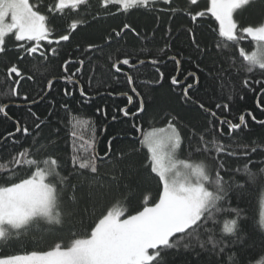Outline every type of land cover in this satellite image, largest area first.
<instances>
[{
    "label": "trees",
    "instance_id": "16d2710c",
    "mask_svg": "<svg viewBox=\"0 0 264 264\" xmlns=\"http://www.w3.org/2000/svg\"><path fill=\"white\" fill-rule=\"evenodd\" d=\"M55 3L56 0H41L40 8L49 16L48 23L49 27L54 29V38L61 34L70 36L68 41L54 46L57 50L56 55L47 51L46 60L37 53L36 58L25 56L23 61H20L18 54H21L23 49H19L17 45L27 42H16L11 36L6 41L8 51L0 55V105H10L9 117L0 115V145H4L0 148V163L11 167L12 156L25 148L31 153L29 158L38 162L50 156L55 158L61 175L67 178L63 190L60 191L62 206L65 209L72 206L70 198L74 193L71 185H76L75 195L78 198L83 197L79 200V217L66 219L63 226L41 223L38 228L34 227L31 231L24 232L16 240L6 245L0 244V258L28 254L32 251H47L60 241L66 245L72 239L73 232L77 236H82L89 230L92 222L117 200L125 203L131 201L128 211L134 213L142 205L141 193L150 197L149 203L157 199L161 191L159 178L145 166L150 163V153L143 146V140L145 132L150 129L165 128L172 122L176 124L181 135L187 137L194 131V126L207 131L206 124H215L217 129H222L225 133L222 142L237 150L235 143L229 144L232 137L226 134L227 125H220L216 121L218 117L237 122L239 115L244 114L247 127L240 131L237 142L248 146L255 142L264 148V125L257 124L247 115L251 112L258 120L264 119V112L261 111V108H264V93L245 91L242 84L243 79L250 81L264 79V74L259 69L252 74L243 71L236 73V67L241 63L238 49L243 48L250 53L255 48V42L250 38L245 37L239 44L233 45L232 42L219 37L218 22L210 14L194 23L184 12L175 14L160 12V8L168 7L162 3H158L153 12L135 10L128 14H117L118 6H109L105 9L101 0H90L89 4L80 7L79 11L65 10L63 15L47 11L45 6H54ZM205 4L201 1L199 7L191 6V10H203ZM176 6L187 7L186 0H176ZM79 21L83 22L78 23L77 29L72 31L71 22ZM237 21L241 27L264 22V5L258 3L239 11ZM125 23L131 25L139 35L137 36L131 29L125 30L123 28ZM225 44L228 45L227 48L224 47ZM89 45L97 47L90 49ZM100 47H103V51L99 50ZM50 48L52 47H48ZM170 57H176L180 61L179 75L176 64ZM223 57L231 59L224 64L218 63ZM124 58H130L135 66L144 61L141 67L129 72L133 77L134 87L143 98L145 108L141 115L130 114L133 118L125 117L120 109L128 107L126 95H131L135 101L131 112L136 111L139 101L133 95L131 86L127 84L126 76L122 74L124 69L121 67V71L117 73L111 67L113 63H120ZM154 59L160 63L151 64ZM81 60L84 61L83 68L76 72ZM65 61L70 62L69 72L62 69ZM12 63H16L25 76V80L21 81L19 97L11 96L10 92L13 80L8 78L7 68ZM233 63L236 67H231ZM214 65L216 68H224L225 71L219 74L209 73L208 70ZM157 68L163 73L162 80L156 71ZM228 71L232 72L231 76L228 75ZM73 72L76 75L72 76V81L80 83L87 93L86 96L80 95L78 84L68 82L64 78ZM177 75L178 84L184 83L181 86L171 83V77ZM27 76H32L33 79L29 81L26 79ZM213 76L217 77L215 81ZM196 78L199 79V83H196ZM49 82L52 84L51 90L47 87ZM187 84L193 85L188 90L190 99L183 95V89ZM221 86L225 97L231 89H235L237 94L231 102L222 98ZM253 86L260 87L256 84ZM65 88L72 95L65 96ZM24 95L28 96V101L21 99ZM240 95L244 96L243 100L239 98ZM258 99L260 108L257 107ZM33 100L36 103H32ZM200 103H203L206 109L216 112L217 117H212L210 113L206 115L205 111L199 108ZM217 103H228L229 107L227 110L217 109L215 108ZM28 107L41 117L44 125H47L42 126L41 136L37 138L47 146L46 149H39V144L33 145L24 138L13 144L14 138L9 137L5 143L4 137L9 131L14 130L13 121L16 117L23 116L25 125L33 127L35 118L25 115ZM98 108L106 110L107 116L103 112H98ZM48 112H51L52 116L49 117ZM113 116L116 117L115 120L112 119ZM49 120L51 124L48 123ZM78 122H88L92 136L94 133L96 140L94 150L101 157L97 161L98 174L84 171V174L80 175L72 166V158L77 153L73 149L71 132L76 131ZM113 137L117 138L114 145L117 152L120 149L124 150V158L119 163L117 157L106 155L107 143ZM186 143L185 140V145L178 151L179 158L198 162L201 157L189 156ZM76 145L81 146L77 141ZM87 146L84 148L87 149ZM260 163V159L254 158V165ZM236 166L241 167L239 164ZM252 170L259 169L253 166ZM34 171L35 166H21L16 169L13 180H0V186L19 182L28 178ZM121 173L122 180L119 182L112 180L113 175L120 176ZM235 179L239 184L245 185V190L242 195H235L226 207L241 209V227L252 238L237 257L241 264H257L264 257V233L258 230L260 201L264 199V193L261 192L259 183L256 186L246 185V177L242 173L235 174ZM118 183L120 187H117ZM130 183L137 187L128 191L127 186ZM90 190L94 192L91 200L87 198ZM231 218H234V214L226 212L222 221ZM221 227L222 224L217 225V229ZM207 257L208 254L197 247L187 251L174 250L170 260L172 264H203L202 258Z\"/></svg>",
    "mask_w": 264,
    "mask_h": 264
},
{
    "label": "snow or ice",
    "instance_id": "6c2138e0",
    "mask_svg": "<svg viewBox=\"0 0 264 264\" xmlns=\"http://www.w3.org/2000/svg\"><path fill=\"white\" fill-rule=\"evenodd\" d=\"M102 6L107 9L109 5L119 6V10L125 14L134 9H141L146 12L156 10V5L162 3L168 7L160 8L159 11L165 14H175L184 12L192 22L196 23L205 18L208 14L218 22V35L233 45L239 44L245 37L255 42L253 51L246 52L239 48L241 63L238 67L233 63L231 67H236V73L243 71L252 74L257 69L264 74V22L258 25H248L241 27L234 13L244 10L256 4L264 5V0H206L203 10H191V6L199 7V0H186L187 7L176 6V0H101ZM89 0H56L54 6H48L47 11L52 14H64L66 9L78 11L81 5H88ZM41 0H0V55L5 54L7 38L11 35L16 42H27L17 45L23 49L18 54V59L23 61L25 56L47 59V51L52 55L57 54L55 47L47 51H41V42L47 41L48 45H59L61 41H68L69 34H61L58 38H52L53 28L49 27V16L43 14L39 9ZM10 21V22H9ZM79 22H71L70 28L75 31ZM125 30L131 29L137 36L136 30L131 25L125 23ZM191 32L192 29H189ZM119 35V33H117ZM195 43V38L193 37ZM111 47V45H108ZM96 45H89V48H96ZM228 47L227 44L224 45ZM199 49V45L197 44ZM103 51V47L99 48ZM204 51V50H201ZM176 64V70H180V61L176 57H170ZM231 57H223L218 63H227ZM69 61L62 64L64 72H69ZM144 63V61H140ZM159 60H152L151 64H159ZM80 67L76 72L83 68L84 61L79 62ZM127 65L134 68L135 64L130 58H124L120 65L113 63L112 68L118 73L121 66ZM199 67V65H197ZM160 79L163 73L157 68ZM209 73L217 74L224 72V68H210ZM64 77L68 82L72 81V76ZM189 75H194L189 73ZM231 76L232 72L228 71ZM7 76L13 80L10 92L11 96L19 97L21 81L25 80L22 70L12 63L7 68ZM31 81L32 76H27ZM217 79L213 76V81ZM223 79V77H220ZM126 82L129 86L134 84L133 77L126 75ZM159 82V81H158ZM173 85L178 84L176 76L171 77ZM196 83L199 79L196 78ZM243 90L250 92L264 93V79L250 81L243 79ZM259 85V88L253 86ZM51 90V82L47 85ZM192 84H187L183 89V95L188 97V89ZM131 91L139 97L134 86ZM222 98L231 102L237 94L235 89H231L228 95L223 96V86H221ZM64 95H72L65 88ZM80 95L86 96L83 88ZM126 95V94H125ZM91 99V97H88ZM244 99L243 95L239 97ZM23 101H28V96L21 97ZM132 96H127V102L131 103ZM32 103H36L35 100ZM64 107L65 105H61ZM228 103H217L215 108L227 110ZM257 107L260 108V100H257ZM199 108L204 110L206 115L210 113L212 117H217V113L206 109L203 103ZM9 104L0 105V115L9 117ZM107 116V111L97 109ZM125 117L137 115L145 111L143 98L139 99L136 111L131 112L127 108L120 109ZM264 112V108H261ZM25 115L34 117L33 127L25 125L23 116L16 117L13 121L14 130L9 131L4 137L5 143L8 138H14L13 144L19 142L21 138L30 141L33 145L39 144V149H46V145L38 141L41 136L44 121L31 107L25 110ZM47 115L52 116L51 112ZM257 124L264 125V119L258 120L251 112L247 113ZM116 119L115 116L112 117ZM218 124L227 125L228 136L232 137L229 144H236L237 150L226 146L222 140L225 133L222 129H217L215 124H206L207 131L195 128L187 137H183L176 124L169 122L167 128L153 131L145 136L143 143L147 146L150 153V172L159 178L161 191L157 199L149 203L148 195L142 196V205L134 213L128 211L131 201L117 200L115 204L108 207L98 216L82 236L72 233V239L65 245L62 241L56 242L50 250L37 252L32 251L28 254L10 255L0 258V264H172L170 257L174 255V250L196 249L197 247L208 254L203 259V264H241L237 254L251 242V235L246 234L241 227L242 211L239 207H226L231 199L237 194H243L245 185L239 184L235 179V174L242 173L246 177V185L256 186L260 184L261 192L264 193V148L253 142L252 146L238 143L237 136L240 131L247 127L245 115L241 114L237 122L232 119L217 117ZM51 124V120L48 121ZM19 134V135H17ZM73 149L77 153L72 158V166L80 175L87 171L91 174H98L97 161L101 159L95 149V136L88 142L87 149L83 144L77 147L76 141L82 139L73 130ZM189 156L198 155L201 159L198 162H191L189 159H181L177 156L182 145H185ZM117 138L113 137L108 141L106 155L111 154L117 157V162L123 160L124 150L117 152L114 147ZM4 145H0V148ZM31 153L28 148L17 152L11 158V167L0 163V180L11 181L16 175V169L21 166H35V171L28 177L19 182H12L8 186H0V244H8L16 240L24 232L31 231L34 227L38 228L41 223L50 226H63L68 218L79 217V200L75 195L76 185H71L74 195L70 198L69 208L62 206L60 191L66 183L67 178L62 176L58 161L51 156L48 159L38 162L29 158ZM243 157L244 159H239ZM254 158L260 159L259 165H254ZM43 165L42 167L40 165ZM241 165L237 167L236 165ZM253 166L258 171H253ZM228 179H225V177ZM95 178V176L93 177ZM123 179L113 175L112 180L119 182ZM121 185L118 183L117 187ZM131 183L127 190L131 191ZM94 192L88 193L91 200ZM134 198V197H133ZM127 200V197H125ZM86 211V209H85ZM234 214V218L222 221L224 213ZM83 223V220H80ZM222 227L217 229V225ZM258 230L264 233V199L260 201V212ZM257 264H264L262 257Z\"/></svg>",
    "mask_w": 264,
    "mask_h": 264
},
{
    "label": "flooded vegetation",
    "instance_id": "af4514ba",
    "mask_svg": "<svg viewBox=\"0 0 264 264\" xmlns=\"http://www.w3.org/2000/svg\"><path fill=\"white\" fill-rule=\"evenodd\" d=\"M90 1V0H89ZM31 2L32 3H35V0H31ZM82 6H85V5H81L80 7H82ZM109 6H114V7H117L116 5H109ZM118 9H117V14H125L123 11H120L119 10V6L117 7ZM43 14H45V11L44 10H42L41 8L39 9ZM66 10H71V9H66ZM135 10H141V9H134V10H132V11H130V12H134ZM72 12H77V11H73V10H71ZM79 11V10H78ZM129 12V13H130ZM46 13H48L47 11H46ZM128 14V13H127ZM46 15V14H45ZM11 36V35H10ZM12 37V36H11ZM52 38H54V36H52ZM63 41H61V43H62ZM65 42V41H64ZM60 43V44H61ZM41 51H47V49H48V47H54V46H57V45H48L47 44V41H42L41 42ZM39 54V53H38ZM139 64H141V63H139ZM117 65H120V63H117ZM123 69H124V72H122V74L124 75V76H126V75H130L129 74V72L130 71H133V70H135V69H131V68H129L127 65H122L121 66ZM180 71V70H179ZM179 71H178V75H179ZM178 75H177V80H178ZM72 82H74V83H76V84H78L79 85V91H80V89L82 88L81 87V85H80V83L79 82H77L76 80L75 81H72ZM182 84H184V83H181V84H176L177 86H181ZM134 86V85H133ZM132 87V86H131ZM191 89V88H190ZM189 90V89H188ZM133 95L138 99V101H139V99L141 98V96L139 95V97H137L136 96V94L135 93H133ZM127 96H131V95H126L125 97L127 98ZM134 104H135V101H134V98H133V100H132V102L131 103H128V107H127V109L131 112L132 111V109H133V107H134ZM127 117H129V118H133V116H127Z\"/></svg>",
    "mask_w": 264,
    "mask_h": 264
},
{
    "label": "rangeland",
    "instance_id": "374dc122",
    "mask_svg": "<svg viewBox=\"0 0 264 264\" xmlns=\"http://www.w3.org/2000/svg\"><path fill=\"white\" fill-rule=\"evenodd\" d=\"M201 1L206 3V0H199V2H201ZM30 2H31V0H30ZM248 8H250V7L245 8V10L248 9ZM234 19H237V13H234ZM76 126H77V128H76L77 135L79 137H82V139H78L77 142L80 145L83 144V146L85 147V146L88 145V142L92 138L91 126L89 125L88 122H78V124ZM166 128L167 127H165L164 129H166ZM160 129H162V128H158L157 127V128H153V129H150V130L146 131L145 135H144V138L149 133H152L153 131H157L158 132ZM143 146L148 150L147 146L144 143H143ZM177 156L179 157L178 153H177Z\"/></svg>",
    "mask_w": 264,
    "mask_h": 264
},
{
    "label": "water",
    "instance_id": "95a60500",
    "mask_svg": "<svg viewBox=\"0 0 264 264\" xmlns=\"http://www.w3.org/2000/svg\"><path fill=\"white\" fill-rule=\"evenodd\" d=\"M144 64V63H143ZM142 66V63L141 64H138V65H136L134 68H131V69H137V68H139V67H141ZM133 86V85H132ZM142 113H138L137 115H141Z\"/></svg>",
    "mask_w": 264,
    "mask_h": 264
}]
</instances>
